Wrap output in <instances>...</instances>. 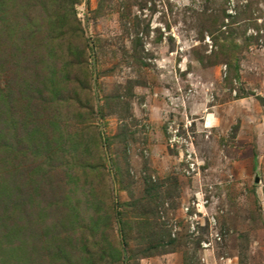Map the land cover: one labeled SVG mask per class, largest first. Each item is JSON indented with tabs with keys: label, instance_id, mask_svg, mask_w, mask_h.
<instances>
[{
	"label": "rangeland",
	"instance_id": "rangeland-1",
	"mask_svg": "<svg viewBox=\"0 0 264 264\" xmlns=\"http://www.w3.org/2000/svg\"><path fill=\"white\" fill-rule=\"evenodd\" d=\"M0 193V264H264V0H0Z\"/></svg>",
	"mask_w": 264,
	"mask_h": 264
},
{
	"label": "trees",
	"instance_id": "trees-1",
	"mask_svg": "<svg viewBox=\"0 0 264 264\" xmlns=\"http://www.w3.org/2000/svg\"><path fill=\"white\" fill-rule=\"evenodd\" d=\"M0 195H1V193H0ZM84 247H85L84 244L79 246V248H81V249H84Z\"/></svg>",
	"mask_w": 264,
	"mask_h": 264
}]
</instances>
